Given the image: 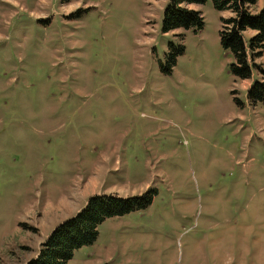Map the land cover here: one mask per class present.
<instances>
[{
  "label": "rangeland",
  "instance_id": "1",
  "mask_svg": "<svg viewBox=\"0 0 264 264\" xmlns=\"http://www.w3.org/2000/svg\"><path fill=\"white\" fill-rule=\"evenodd\" d=\"M168 2L0 0V264H30L98 193L151 201L66 264H264V102L247 97L264 74L232 73L231 12L207 0L201 30L163 32Z\"/></svg>",
  "mask_w": 264,
  "mask_h": 264
},
{
  "label": "trees",
  "instance_id": "2",
  "mask_svg": "<svg viewBox=\"0 0 264 264\" xmlns=\"http://www.w3.org/2000/svg\"><path fill=\"white\" fill-rule=\"evenodd\" d=\"M207 0H169L162 18L163 32L176 29L199 31L204 24L196 6ZM258 0H212L219 11H229V18H221L219 31L222 47L233 54L232 73L242 80L249 79L252 69L264 74V67L256 60L264 56V7L251 11ZM250 33L249 39L245 38ZM250 101L264 102V82H254L248 89ZM151 197H120L116 194H95L71 218L57 226L41 245L30 264H66L81 247L94 243L98 229L108 218L122 216L136 208H145Z\"/></svg>",
  "mask_w": 264,
  "mask_h": 264
},
{
  "label": "crops",
  "instance_id": "3",
  "mask_svg": "<svg viewBox=\"0 0 264 264\" xmlns=\"http://www.w3.org/2000/svg\"><path fill=\"white\" fill-rule=\"evenodd\" d=\"M98 194H100V193H98ZM92 195H93V194H91V196H92ZM94 195H95V194H94ZM84 205H85V203L83 204V206H84ZM83 206H81V207L77 210V212H78ZM77 212H76V213H77ZM76 213H75V214H76Z\"/></svg>",
  "mask_w": 264,
  "mask_h": 264
}]
</instances>
